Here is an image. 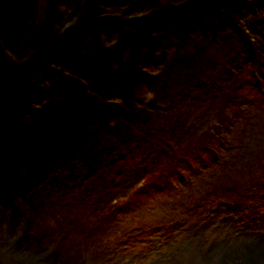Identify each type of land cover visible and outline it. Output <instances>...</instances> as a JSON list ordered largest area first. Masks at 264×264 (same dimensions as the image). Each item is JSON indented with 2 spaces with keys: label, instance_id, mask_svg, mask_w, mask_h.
Segmentation results:
<instances>
[{
  "label": "trees",
  "instance_id": "1",
  "mask_svg": "<svg viewBox=\"0 0 264 264\" xmlns=\"http://www.w3.org/2000/svg\"><path fill=\"white\" fill-rule=\"evenodd\" d=\"M259 6L264 0H0V212L8 232L22 210L37 219L54 193L77 183L109 193L112 175L127 177L120 166L136 154L144 163L135 169L147 180L139 190L147 177L173 170L158 165L177 163L166 146L193 154L192 146L166 141L186 113L182 94L196 99L197 90H212L211 79L226 77L223 67L244 53L264 63V46L240 26ZM145 85L153 91L148 99ZM173 89L178 103L165 100ZM158 100L181 114L156 121ZM148 159L157 166L146 168ZM66 217L64 233L74 228ZM0 264L13 263L0 254Z\"/></svg>",
  "mask_w": 264,
  "mask_h": 264
},
{
  "label": "rangeland",
  "instance_id": "2",
  "mask_svg": "<svg viewBox=\"0 0 264 264\" xmlns=\"http://www.w3.org/2000/svg\"><path fill=\"white\" fill-rule=\"evenodd\" d=\"M263 16L259 6L240 18L253 45L264 46ZM198 40L208 42L204 36ZM258 59L255 52L244 53L231 68L223 67L226 77L211 79L212 90H197L196 99L183 92L186 113L177 119V130L166 131L172 136L166 141L192 146L193 154L166 146L163 152L177 163L164 158L158 165L162 171L172 167L170 174L147 177L151 181L139 190L147 180L135 169L144 163L136 154L127 159L129 167L120 166L127 177L113 174L105 195L89 181L77 183L54 193L37 219L22 210L10 233L7 213L0 212V254L13 264H264V63ZM148 70L154 73L157 66ZM142 91L146 99L153 95L148 85ZM178 93L171 90L165 100L178 103ZM158 104V122L182 112L165 101ZM196 145L206 150L198 152ZM148 160L146 168L157 166ZM63 216L74 220L66 233Z\"/></svg>",
  "mask_w": 264,
  "mask_h": 264
}]
</instances>
